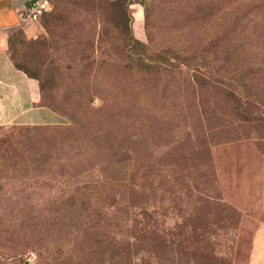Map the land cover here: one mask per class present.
I'll return each instance as SVG.
<instances>
[{"label": "trees", "instance_id": "trees-1", "mask_svg": "<svg viewBox=\"0 0 264 264\" xmlns=\"http://www.w3.org/2000/svg\"><path fill=\"white\" fill-rule=\"evenodd\" d=\"M50 1L52 9L42 15L48 38L15 44L13 29L8 54L16 69L37 80L39 105L66 122L21 127L0 138V264L23 261L29 252L36 264H167L165 252L173 249L225 263L205 238L207 222L192 227L194 238L177 239L159 228L142 200L146 188L159 190L158 181L174 184L173 172L163 174L176 160L155 154L156 130L183 124L194 142L199 127H206L207 138L227 128L238 133L241 122L264 121L248 111L253 90L264 88V62L245 60L248 53H264V46L157 47L150 33L147 42L133 36L130 0L109 2L99 30L100 18L88 16L86 0ZM223 1L183 0L177 7L185 22L205 17L219 26L212 34L217 40L239 36L237 25L248 15L264 20V0H240L238 14ZM175 8L164 18L174 20ZM213 8L222 12L212 16ZM155 9L145 12L147 31L161 12ZM104 48L106 58L99 59L96 52ZM64 53L70 58H61ZM215 119L228 123L209 126ZM198 196L197 215L204 203L216 204L211 195ZM20 200L41 203L22 206Z\"/></svg>", "mask_w": 264, "mask_h": 264}, {"label": "rangeland", "instance_id": "rangeland-1", "mask_svg": "<svg viewBox=\"0 0 264 264\" xmlns=\"http://www.w3.org/2000/svg\"><path fill=\"white\" fill-rule=\"evenodd\" d=\"M112 1L114 0H86L87 4L85 6L89 12L88 16L95 14L97 19L100 18V23L96 24V30L105 26L102 23L103 16L108 13L107 4ZM208 1L215 2L216 0ZM239 1L225 0L221 5L226 6L223 8H227L232 2L234 9L231 12L238 14V12H242L241 7H235ZM182 2L183 0H151L147 3H131L129 6L131 11L130 27L133 36L144 42L150 39L157 47L170 46L177 49H188L189 46L196 45L203 46L209 42L213 46L225 44L244 48L264 46V20H255L254 17L256 18L258 15L254 17L252 14L248 15L247 18L242 20L241 24L237 25L236 30L242 32L234 40H217L213 39L214 35L212 34L214 31L219 30V26H212V21H208L207 18L204 17L196 23L181 20V14L178 11L180 8L177 5L179 6ZM175 6L174 20L169 21L164 18L165 15L169 17V14H165L168 13V9L171 7L174 11ZM153 8H156L155 12H161L160 15L157 14L150 21L147 31L145 12L151 11ZM220 10L213 8L211 10L213 11L212 16H217L222 12ZM226 11L230 10L227 9ZM247 19L250 22H247ZM190 22H193V25ZM22 25L13 34L12 42L15 44L17 39L30 40L38 37L48 38L49 36L43 24V16L37 22H24ZM25 26L31 27L34 31L31 36L25 32ZM82 27L84 30L88 28L86 22ZM149 33L150 38L148 39ZM245 34L249 35L246 36ZM17 48H20L19 44H17ZM96 54L99 59L106 58L105 48L101 49V52H96ZM60 57L65 60L70 58L66 53L60 54ZM33 60L38 61L36 55L32 57L31 62L37 64ZM245 60L264 62V53H248ZM253 93L255 95L252 100L255 105L249 106L248 111L254 119L263 118L264 88H257L253 90ZM207 108L209 107L207 106ZM47 110V115L41 120L43 124H62L66 122L63 116L50 109ZM229 121L232 122V117L229 118ZM226 123H228L227 120L215 119L210 121L208 125L214 128L215 126H224ZM241 123L243 126L239 128L240 132L238 133L227 128L213 131L207 138L202 136V131L206 127L204 129L199 127L197 130L198 139L194 142L189 141L187 136L191 129L183 124L175 123L171 128H163L162 131L156 130L158 140L156 141L157 145L154 147L157 150L155 154L158 155V158H168L167 156H169V158L172 157L176 160V165L170 168L167 174H163L165 173L164 168L162 170L158 169V171L164 176L173 172L171 177L174 179V184L170 185L158 181L159 190L153 193L146 188L145 191L148 194L143 197L142 202L155 211L151 218L157 221L159 228L163 229L164 232L170 230L177 239L194 238L195 236L190 232L192 227L198 222H202V220L207 222L209 229L205 234V238L214 241L215 254L225 260V263L218 259L204 260L200 253L196 254L192 251L193 253L185 254L179 253L180 250L173 249L171 252H165L168 260L167 264H170L172 255L174 264H249L250 237L258 221L255 218L263 219L264 217L263 211L259 208L256 209V203L262 200L264 191V137H260L264 136V133H262L264 132V121ZM27 126L34 125L0 126V138L17 135L21 132V127ZM259 133L262 134L258 135ZM238 135L240 137L234 139ZM162 162L161 165H163ZM183 164L185 167H182ZM198 165H201V168H193ZM155 175L156 172L154 171L152 174L154 179L148 178L147 184L155 180ZM163 175H159V177L164 180ZM155 183L157 184L156 181ZM3 188L1 194L7 191L9 184H5ZM198 195L202 197L211 195L216 204L204 203L201 214L197 215L195 209L198 205L196 202L199 198ZM19 202L23 203L22 206L34 203L39 206L37 203H41L32 202L31 200H20ZM205 254L204 252L203 255ZM22 259L23 261L14 260L7 264H36L37 255L29 252L22 256Z\"/></svg>", "mask_w": 264, "mask_h": 264}, {"label": "crops", "instance_id": "crops-1", "mask_svg": "<svg viewBox=\"0 0 264 264\" xmlns=\"http://www.w3.org/2000/svg\"><path fill=\"white\" fill-rule=\"evenodd\" d=\"M33 0H0V126L36 125L47 115V107L39 105L37 80L16 69L8 54L9 33L23 26L21 12ZM31 36L34 31L25 26ZM264 214V191L256 209ZM249 242V264H264V217L255 218Z\"/></svg>", "mask_w": 264, "mask_h": 264}, {"label": "built area", "instance_id": "built-area-1", "mask_svg": "<svg viewBox=\"0 0 264 264\" xmlns=\"http://www.w3.org/2000/svg\"><path fill=\"white\" fill-rule=\"evenodd\" d=\"M132 3H145L151 0H130ZM50 0H33L28 3L21 12L23 22H37L41 16L50 10Z\"/></svg>", "mask_w": 264, "mask_h": 264}]
</instances>
